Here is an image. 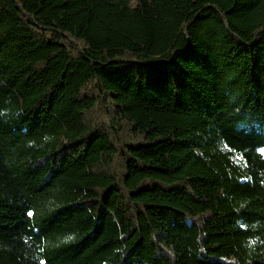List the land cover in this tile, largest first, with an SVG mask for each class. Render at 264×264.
I'll list each match as a JSON object with an SVG mask.
<instances>
[{
    "label": "trees",
    "instance_id": "16d2710c",
    "mask_svg": "<svg viewBox=\"0 0 264 264\" xmlns=\"http://www.w3.org/2000/svg\"><path fill=\"white\" fill-rule=\"evenodd\" d=\"M261 149L264 0H0V264H264Z\"/></svg>",
    "mask_w": 264,
    "mask_h": 264
},
{
    "label": "snow or ice",
    "instance_id": "6c2138e0",
    "mask_svg": "<svg viewBox=\"0 0 264 264\" xmlns=\"http://www.w3.org/2000/svg\"><path fill=\"white\" fill-rule=\"evenodd\" d=\"M260 151H261L262 154H264V149H261ZM30 215H31V213H30Z\"/></svg>",
    "mask_w": 264,
    "mask_h": 264
}]
</instances>
